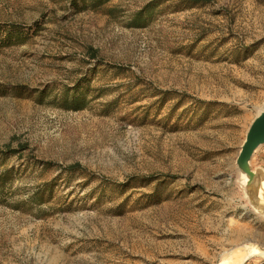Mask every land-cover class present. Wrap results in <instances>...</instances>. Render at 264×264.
<instances>
[{"label":"rangeland","instance_id":"rangeland-1","mask_svg":"<svg viewBox=\"0 0 264 264\" xmlns=\"http://www.w3.org/2000/svg\"><path fill=\"white\" fill-rule=\"evenodd\" d=\"M65 90L84 108H63ZM263 101L264 0H0V145L17 149L0 154V264L262 249L236 157ZM251 163L264 169V145Z\"/></svg>","mask_w":264,"mask_h":264},{"label":"water","instance_id":"water-1","mask_svg":"<svg viewBox=\"0 0 264 264\" xmlns=\"http://www.w3.org/2000/svg\"><path fill=\"white\" fill-rule=\"evenodd\" d=\"M264 145V101L250 122L236 157V168L243 185L244 194L252 207L264 216V205L257 200V190L264 180V169L252 167V157ZM262 249L264 247L262 246Z\"/></svg>","mask_w":264,"mask_h":264},{"label":"trees","instance_id":"trees-1","mask_svg":"<svg viewBox=\"0 0 264 264\" xmlns=\"http://www.w3.org/2000/svg\"><path fill=\"white\" fill-rule=\"evenodd\" d=\"M83 2H90L91 5H93L94 7L96 6H100L103 3H106L110 0H82ZM208 0H188L189 6H194V5H198V4H203L206 3ZM73 3L76 2V0H72ZM87 4V3H86ZM89 4V3H88ZM161 3H158L157 5H159ZM152 5L151 3H148L142 10L138 11L135 16H134V21L135 23H133L132 26H142L140 23V19H142L144 13L150 14ZM13 29L18 28L16 26H12ZM10 33H7L6 35V42H10V37L11 35H9ZM93 56V55H92ZM75 89V88H73ZM86 103V98H85V94L84 93H78L77 90H74L72 93H70V91L65 90L64 93L62 94L61 98H60V105L65 108V109H70V110H80L82 108H84ZM7 152H17V149H12L9 145H4L1 146L0 145V154L2 153H7ZM81 165L79 163H72L69 165H66L63 167V171L64 172H68V173H72V172H76L78 170H80ZM4 180V179H3ZM32 201L35 204H41L43 202L42 197H38V194L35 193L34 196H32Z\"/></svg>","mask_w":264,"mask_h":264},{"label":"bare ground","instance_id":"bare-ground-1","mask_svg":"<svg viewBox=\"0 0 264 264\" xmlns=\"http://www.w3.org/2000/svg\"><path fill=\"white\" fill-rule=\"evenodd\" d=\"M257 200L260 201V204L263 206L264 205V180H262L258 190H257V194H256ZM256 254H261L264 255V249H259L257 247H250L247 252L244 254V256L242 257V259L237 262L236 264H241V262L244 259H247L249 257H252L253 255ZM224 263H226V261H224Z\"/></svg>","mask_w":264,"mask_h":264}]
</instances>
